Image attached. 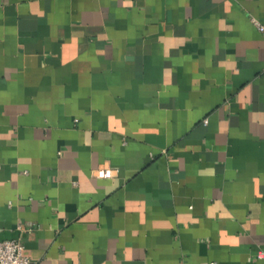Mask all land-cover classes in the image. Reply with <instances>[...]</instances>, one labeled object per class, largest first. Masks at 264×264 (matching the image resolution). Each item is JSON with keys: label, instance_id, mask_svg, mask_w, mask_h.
<instances>
[{"label": "crops", "instance_id": "0c3cea01", "mask_svg": "<svg viewBox=\"0 0 264 264\" xmlns=\"http://www.w3.org/2000/svg\"><path fill=\"white\" fill-rule=\"evenodd\" d=\"M250 18L264 0H0V240L33 264H264Z\"/></svg>", "mask_w": 264, "mask_h": 264}, {"label": "built area", "instance_id": "2783aa9c", "mask_svg": "<svg viewBox=\"0 0 264 264\" xmlns=\"http://www.w3.org/2000/svg\"><path fill=\"white\" fill-rule=\"evenodd\" d=\"M252 25L264 39V25L256 19L250 18ZM92 175L98 178H106L112 175V170L107 167H96ZM260 256V253H257ZM0 264H33L32 261L23 254V245L19 239L0 240ZM207 264H214L210 261Z\"/></svg>", "mask_w": 264, "mask_h": 264}]
</instances>
